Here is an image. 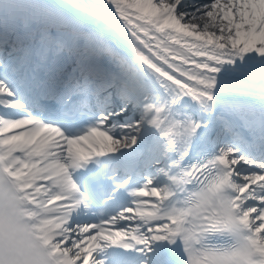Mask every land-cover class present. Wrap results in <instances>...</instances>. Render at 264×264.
I'll return each instance as SVG.
<instances>
[{
	"label": "snow or ice",
	"instance_id": "1",
	"mask_svg": "<svg viewBox=\"0 0 264 264\" xmlns=\"http://www.w3.org/2000/svg\"><path fill=\"white\" fill-rule=\"evenodd\" d=\"M0 264H264V0H0Z\"/></svg>",
	"mask_w": 264,
	"mask_h": 264
},
{
	"label": "bare ground",
	"instance_id": "2",
	"mask_svg": "<svg viewBox=\"0 0 264 264\" xmlns=\"http://www.w3.org/2000/svg\"><path fill=\"white\" fill-rule=\"evenodd\" d=\"M193 22H195V21H193Z\"/></svg>",
	"mask_w": 264,
	"mask_h": 264
}]
</instances>
